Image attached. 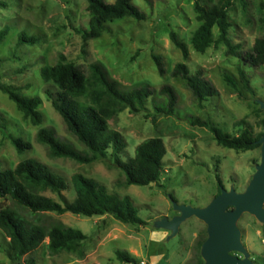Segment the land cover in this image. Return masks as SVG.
<instances>
[{"label":"rangeland","instance_id":"374dc122","mask_svg":"<svg viewBox=\"0 0 264 264\" xmlns=\"http://www.w3.org/2000/svg\"><path fill=\"white\" fill-rule=\"evenodd\" d=\"M113 2L114 0H104ZM208 5L218 0H203ZM145 14L144 20L123 17L108 21L107 30L98 38L83 40L77 29L87 27L89 13L86 0H0V29L8 32L0 41V84L21 87L23 95L40 97L38 110L42 115L39 125L25 119L15 104L0 90V166L13 168L20 160L37 159L62 176L68 188L62 191L68 201L75 192L72 176L80 173L105 186L110 194L128 195L146 225L122 223L111 215L81 216L70 212L41 213L40 224L48 227L61 222L81 230L88 236L85 253L78 258L73 253L51 255L45 238L32 252L14 263L7 257L8 238L0 232V264H201L203 243L208 238L207 223L191 215L175 226L171 221L181 216L178 208L186 205L205 208L220 193H242L253 178L262 159V143L252 150H233L218 145L205 127L192 124L195 118L210 120L230 134H238L246 127L253 134L264 126V66L245 64L237 55L229 54L225 45L211 46L204 53L196 52L189 42L198 26L191 0H131ZM228 37L240 50L250 51L254 40L264 37V0H230ZM188 45L189 54L181 51L169 39V31ZM36 36L37 42L18 43V35ZM217 36L214 30V37ZM59 54L73 62L82 72L90 63H99L109 78L123 91L149 85L153 94L140 112L129 108L117 112L107 120L110 129L118 131L125 148L121 158L134 155L138 143L149 137H160L166 148L163 171L156 183L138 186L124 185L123 172L109 161L95 160L80 163L70 158L52 157L45 145L36 140L39 128L50 129L63 141L86 151L66 128L61 116L53 108L51 98L58 88L40 75L43 66L54 65ZM152 55L160 57V75ZM185 63L191 74L201 71L217 94L198 102L179 78L170 76L174 65ZM243 69L252 91L245 89L239 79ZM236 80L233 88L225 76ZM170 85L176 93L171 114L167 98L158 93L162 85ZM244 124L238 125V120ZM8 134L30 143V148L17 153ZM219 175L222 186L218 185ZM45 195L59 200L50 191ZM0 206H8L28 220L33 216L12 200L0 198ZM264 209V201L262 204ZM238 247L229 253L248 264H264V218L242 211L236 219ZM116 250L129 253L134 263L121 262ZM33 263H28V261Z\"/></svg>","mask_w":264,"mask_h":264},{"label":"trees","instance_id":"16d2710c","mask_svg":"<svg viewBox=\"0 0 264 264\" xmlns=\"http://www.w3.org/2000/svg\"><path fill=\"white\" fill-rule=\"evenodd\" d=\"M191 1L194 4L195 18L199 23L189 39L193 50L204 53L211 46L223 44L229 54L237 55L245 64L252 67L264 66V37L256 38L250 51H242L238 44L231 43L228 37L230 0H218L210 5L203 0ZM86 2V10L90 15L88 26L77 29L83 40L100 37L107 30L108 21L123 17L145 19V14L131 0H114L110 3L104 0ZM214 30L217 32L216 37ZM7 32V26L0 29V41ZM169 39L186 59L189 54L188 45L180 40L173 30L169 31ZM17 40L18 43L32 45L37 42V37L19 34ZM152 58L159 74L163 75L165 70L160 57L152 55ZM40 75L58 88L55 97L51 98V104L61 116L67 130L86 149L81 151L70 142L58 139L50 129L42 127L36 133V140L47 147L50 156L70 158L80 163L109 161L112 166L123 172L125 186H146L159 180L166 153L163 140L160 137L146 138L136 145L132 157L123 160L120 155L124 151L125 142L121 134L110 129L107 124L109 118L124 108L140 112L146 99L154 92L149 85L123 91L108 77L101 64L90 63L88 72L84 73L73 62L66 61L62 54H59L54 65L41 67ZM170 76L182 79L200 103L217 94L216 89L201 71L191 74L183 62L174 65ZM239 79L245 89L252 91L243 69H239ZM225 80L236 88L235 79L226 75ZM0 90L31 124L41 123L42 115L38 110L40 97L23 95L20 86L11 84H0ZM158 93L167 98V109L165 112L164 109H159V112L171 114L177 100L173 87L162 85ZM192 124L207 128L218 145L233 150L255 149L260 146L263 136L262 132L253 134L246 127L233 135L210 120L195 118ZM237 124L242 125L244 121L238 120ZM261 124L264 126V119ZM8 138L19 154L30 148V143L19 137L8 134ZM216 178L221 187L219 175H216ZM72 182L75 197L70 202L62 194V191L68 188L66 180L53 172L47 164L34 158H26L20 160L13 168L2 169L0 166V198L12 200L33 216V220H28L14 209L0 206V232L8 238L6 254L12 262L16 263L22 256L34 251L45 238L48 239L46 246L51 255L68 252L78 258L84 256L88 236L81 230L65 226L61 222L46 227L40 224L41 219L38 215L41 213L70 212L87 217L111 215L122 223L146 225V221L139 217L137 208L128 195L110 194L104 185L80 173L72 176ZM46 191L55 193L59 200L45 195ZM115 254L121 262H135V259L125 251L116 250ZM198 264H201V259Z\"/></svg>","mask_w":264,"mask_h":264},{"label":"water","instance_id":"95a60500","mask_svg":"<svg viewBox=\"0 0 264 264\" xmlns=\"http://www.w3.org/2000/svg\"><path fill=\"white\" fill-rule=\"evenodd\" d=\"M260 142L261 163L244 192L236 193L221 188L220 193L205 208L179 206L181 216L170 223L175 226L191 215H196L207 223L208 238L203 243V256L209 262L204 264H248L240 257L231 255L229 249L239 246L235 222L242 211H249L261 220L264 218V134Z\"/></svg>","mask_w":264,"mask_h":264},{"label":"flooded vegetation","instance_id":"af4514ba","mask_svg":"<svg viewBox=\"0 0 264 264\" xmlns=\"http://www.w3.org/2000/svg\"><path fill=\"white\" fill-rule=\"evenodd\" d=\"M232 207H230V209H231Z\"/></svg>","mask_w":264,"mask_h":264}]
</instances>
